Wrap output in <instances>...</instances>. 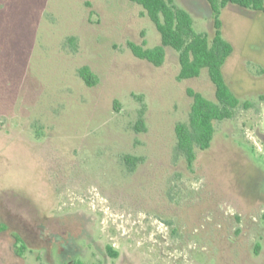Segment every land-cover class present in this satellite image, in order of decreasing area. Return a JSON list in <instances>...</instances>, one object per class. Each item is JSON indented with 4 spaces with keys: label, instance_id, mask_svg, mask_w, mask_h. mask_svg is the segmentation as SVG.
Masks as SVG:
<instances>
[{
    "label": "rangeland",
    "instance_id": "rangeland-1",
    "mask_svg": "<svg viewBox=\"0 0 264 264\" xmlns=\"http://www.w3.org/2000/svg\"><path fill=\"white\" fill-rule=\"evenodd\" d=\"M174 3L212 38L206 0ZM219 17L234 47L223 73L251 106L215 121L189 167L175 125L188 90L215 100L214 85L206 68L179 79L170 47L160 66L132 53L160 43L142 6L0 0V264H264V14Z\"/></svg>",
    "mask_w": 264,
    "mask_h": 264
},
{
    "label": "trees",
    "instance_id": "trees-1",
    "mask_svg": "<svg viewBox=\"0 0 264 264\" xmlns=\"http://www.w3.org/2000/svg\"><path fill=\"white\" fill-rule=\"evenodd\" d=\"M130 1L142 6L160 34V43L154 47L129 43L133 54L155 66H160L165 59L166 47H170L178 53L179 79L198 77L201 70L206 68L214 85L215 100L208 99L201 92L188 90L192 98L189 120L175 125L177 149L191 167L196 159V149L206 150L211 146L215 133L214 122L232 118L238 107L251 106V102L241 101L230 89L223 73L224 64L233 53L234 47L222 36V21L219 15L228 5L264 14V0H206L213 15L214 33L211 39L206 33L195 31L191 14L176 5L174 0ZM69 39L74 41L73 38ZM78 74L88 86L98 83V76L88 66L80 67ZM259 98L264 101V94H260ZM134 129L136 131L145 129L142 115L139 116ZM258 134L264 138V133ZM123 161L128 170L132 171L137 158L127 154ZM253 199L255 200V196ZM107 251L112 257L117 256V252L110 246L107 247Z\"/></svg>",
    "mask_w": 264,
    "mask_h": 264
},
{
    "label": "flooded vegetation",
    "instance_id": "flooded-vegetation-1",
    "mask_svg": "<svg viewBox=\"0 0 264 264\" xmlns=\"http://www.w3.org/2000/svg\"><path fill=\"white\" fill-rule=\"evenodd\" d=\"M65 250L67 251V256L69 255L70 257L77 252V248L73 243L70 246H66ZM65 264H76V262L70 259Z\"/></svg>",
    "mask_w": 264,
    "mask_h": 264
}]
</instances>
